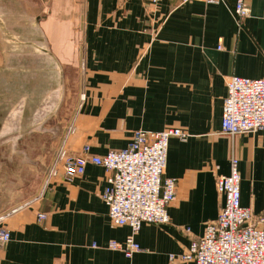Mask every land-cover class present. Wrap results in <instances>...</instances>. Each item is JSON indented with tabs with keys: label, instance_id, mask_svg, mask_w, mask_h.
<instances>
[{
	"label": "crops",
	"instance_id": "crops-1",
	"mask_svg": "<svg viewBox=\"0 0 264 264\" xmlns=\"http://www.w3.org/2000/svg\"><path fill=\"white\" fill-rule=\"evenodd\" d=\"M25 1L43 12L42 26L29 28L55 60L42 54L40 65L28 54L18 61L48 67V74L58 63L65 87L77 84L65 126L50 135L46 165L53 175L49 170L33 202L0 222L11 235L0 264H194L179 256L217 219L225 202L217 179L230 174L232 156L239 159L242 205L264 217V129L220 132L228 79L264 78V0H249L251 15L240 22L235 0ZM55 78L40 77L36 86ZM172 127L189 137L169 143L164 176L178 180L170 221L144 223L135 237L142 251L128 258L107 247L131 233L111 222L102 199L109 172L89 163L84 174L66 181L59 156L76 157L86 145L104 155L128 147L136 131ZM171 255L179 258L171 261Z\"/></svg>",
	"mask_w": 264,
	"mask_h": 264
},
{
	"label": "built area",
	"instance_id": "built-area-1",
	"mask_svg": "<svg viewBox=\"0 0 264 264\" xmlns=\"http://www.w3.org/2000/svg\"><path fill=\"white\" fill-rule=\"evenodd\" d=\"M147 1L157 5L163 0ZM177 1L221 4L226 0ZM233 13L239 22L249 17V0H235ZM218 48L221 49V44ZM221 124L220 132L231 136L264 129V78L232 75L228 79ZM173 137L186 141L189 134L178 127L163 131L139 130L123 149L93 155L86 145L82 154L76 157H65L63 153L59 156L63 158L66 181L84 174L89 163L102 166L109 172L102 199L108 206L111 222L117 226H129L131 233L124 242L110 240L107 247L122 251L128 258L142 251L135 237L144 223L165 224L170 221L168 209L177 198L178 180L164 175ZM217 188L225 199L217 219L208 223L203 236L195 239L189 251L179 257L194 264H264V217H256L250 207L241 203V175L236 156L231 157L230 174L218 177ZM10 213L1 216L0 222ZM39 217L46 216L40 214ZM10 238V231L1 227L0 249ZM179 257L170 256L171 261Z\"/></svg>",
	"mask_w": 264,
	"mask_h": 264
},
{
	"label": "rangeland",
	"instance_id": "rangeland-1",
	"mask_svg": "<svg viewBox=\"0 0 264 264\" xmlns=\"http://www.w3.org/2000/svg\"><path fill=\"white\" fill-rule=\"evenodd\" d=\"M18 1L22 2V0ZM21 2H16V0H0V13L1 15L3 13V20L8 22V28L10 29L11 27L18 32L23 28L27 31L32 26L40 28L42 26L43 12H35V9H38L37 6H32V4L27 3L25 0L22 2L25 4V7L23 4L20 5ZM22 8H27L28 11ZM19 36V39L26 38V35ZM29 36L31 37L32 35ZM11 50L10 43L0 30L1 91L3 90V94L7 95L6 99H11L12 94H14L12 99L15 97L22 99L24 95L35 97L34 104L42 100L39 110L37 109L36 114L27 120L29 122L26 123V126H30L44 119L55 107L59 97L60 80L57 78L58 73L55 70L54 73L49 74L31 71L24 73L25 64L24 68L20 67L22 66L19 62L20 60L17 63L15 59L17 55L9 54ZM26 56L27 54H21V57ZM4 57L5 62L3 63ZM22 68L23 70L20 71ZM20 75L23 78L35 80H37V77H45L47 75H52L56 78L54 81L52 80L50 85H48L47 80H43L37 86L32 83H26V88H23L21 86L23 82L16 78ZM2 76H8L9 81L3 82ZM17 84L23 89L21 91L19 89V92H13L12 87L17 86ZM76 84L72 81L71 83H67L65 87L63 81V95L57 111L37 129L0 145V217L28 202H33L40 195L47 181L49 170L51 171L54 168L46 165V160L50 156L51 151V148H49L50 135L57 134L65 126V119L68 118L67 110L70 107ZM27 102L30 104L29 100ZM36 105L30 104L29 108L33 109ZM21 106L22 103L19 101L16 104L17 108H15L13 116L17 122L20 121L22 115L23 107ZM17 129L20 130L21 127L18 126Z\"/></svg>",
	"mask_w": 264,
	"mask_h": 264
},
{
	"label": "water",
	"instance_id": "water-1",
	"mask_svg": "<svg viewBox=\"0 0 264 264\" xmlns=\"http://www.w3.org/2000/svg\"><path fill=\"white\" fill-rule=\"evenodd\" d=\"M0 30L2 31L3 35L6 37V39L8 40V42L10 43V48H12V50L10 51L11 53L9 54H16L17 58H15L17 60L18 63V59L21 54L25 55V54H29L31 55H35L39 58L40 61V65L42 63V59L39 57V55H48L49 57H51L52 59L55 60V57L53 56V54L49 51V49H47L44 44H43V39H40L36 36L33 35L32 30L29 28L27 31H25L24 29L20 30L18 33L19 35H26V38L23 39H19V37L17 36L16 33H14L13 31H10V29L7 26V23L3 20L2 15L0 13ZM27 32V33H26ZM29 35H32L34 37H30ZM44 46V47H43ZM28 49H31V51H28ZM35 59V58H34ZM27 62V61H26ZM57 63V62H56ZM58 69L56 68H52L53 70H55L56 72H58V76H59V80H60V89H59V97H58V101L55 105V107L53 108V110L42 120L37 121V123H33L30 126H26V123H28L29 121L28 118H30L31 116H34V114H36L37 109L39 110V107L42 103V100H39V105L38 103L34 104V99L35 97H28L25 96L20 99L19 97H15L12 99L13 95L11 99H6V94H3V90L1 91V87H0V145L4 142H7L9 140H12L13 138L19 137L24 135L25 133L31 131V130H35L37 129L43 122H45L51 115H53L59 105L60 102L62 100V95H63V73L62 70L60 69L58 63H57ZM23 67V66H20ZM17 68V67H16ZM24 68V67H23ZM20 69V71L23 70ZM27 71H31V72H46L48 73L49 68L46 67H26L24 69V73H26ZM1 78V77H0ZM2 81L6 82L9 81L8 76H2ZM18 80H21L23 83L21 84V86L23 88H26V83L27 80L30 81L33 85H36V81L40 78L37 77V80L35 79H27V78H23L21 77V75L19 77H16ZM1 83V82H0ZM2 84V83H1ZM3 88V86H2ZM20 88V86H13L12 87V91L13 92H19L23 89ZM25 91V90H24ZM5 95V96H4ZM30 101V104H32L33 106H35V108L30 109L29 106L30 104L27 101ZM20 101V103H22V115L20 118V121L17 122V120L13 117L15 114V108L16 104ZM21 127L20 130L17 129V127ZM18 130V131H16ZM10 132V133H9Z\"/></svg>",
	"mask_w": 264,
	"mask_h": 264
}]
</instances>
